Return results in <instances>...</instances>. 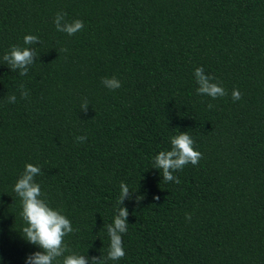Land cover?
I'll use <instances>...</instances> for the list:
<instances>
[{
	"label": "trees",
	"instance_id": "obj_1",
	"mask_svg": "<svg viewBox=\"0 0 264 264\" xmlns=\"http://www.w3.org/2000/svg\"><path fill=\"white\" fill-rule=\"evenodd\" d=\"M58 12L83 29L57 31ZM12 46L36 52L25 76ZM198 67L226 95L198 94ZM183 132L202 158L165 182L154 158ZM29 163L75 229L65 255L107 256L124 182L126 255L108 264H264V0H0V264L42 251L13 191Z\"/></svg>",
	"mask_w": 264,
	"mask_h": 264
},
{
	"label": "clouds",
	"instance_id": "obj_2",
	"mask_svg": "<svg viewBox=\"0 0 264 264\" xmlns=\"http://www.w3.org/2000/svg\"><path fill=\"white\" fill-rule=\"evenodd\" d=\"M66 13L58 12L55 17V25L57 31L65 32L68 35H74L81 31L84 27L83 21L77 19L72 22L65 21ZM39 38L34 35H26L24 37L25 45L37 44ZM66 51V49H65ZM34 56L36 52L32 48L12 46L10 51L4 55L3 60L11 68L12 72L19 70L20 76L28 74L29 67L35 62ZM196 81L199 85L197 93L208 95L215 99L226 95L225 90L211 81L215 77H210L204 74L203 67L195 69ZM102 83L109 89L115 90L121 86L120 81L115 77L104 78ZM21 96L26 98L28 93L23 91L24 85H20ZM8 102L15 103V95L8 98ZM233 101L241 99V92L234 89L232 92ZM211 108L212 105L210 104ZM77 140L82 142L86 137H77ZM202 158V153L194 149V140L187 132L179 133L171 137V150L160 151L154 158V167L162 169V174L165 182L179 184L180 180L173 173L182 170L186 165H198ZM41 173V169L33 164H27L22 176L14 185L13 191L20 198L22 205L21 217L25 222L22 228L23 238L42 249L37 251L27 258V264H53L58 258H62L60 264H108V261H117L122 259L126 253L122 243V234L128 230L129 211L125 207H120L126 198H129V186L124 182L120 184V196L117 201L118 208L114 217L113 223L106 225L108 236L110 237V246L107 256L100 257L79 254L65 255L69 251L64 243V237L73 233L71 221L61 213L60 210H55L49 206L48 202L41 198V187L35 182L34 177ZM143 199V196L136 197V202ZM159 200V196L155 197ZM187 219H191L189 214H186Z\"/></svg>",
	"mask_w": 264,
	"mask_h": 264
}]
</instances>
